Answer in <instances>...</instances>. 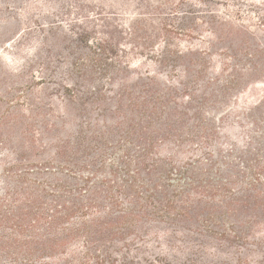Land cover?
I'll list each match as a JSON object with an SVG mask.
<instances>
[{
  "label": "rangeland",
  "instance_id": "1",
  "mask_svg": "<svg viewBox=\"0 0 264 264\" xmlns=\"http://www.w3.org/2000/svg\"><path fill=\"white\" fill-rule=\"evenodd\" d=\"M100 8L118 23L130 13L143 20L138 41L124 35L122 42L131 68L99 92L73 67L82 48L71 24L83 25ZM228 21L261 43L264 0H0V191L44 193L48 202L78 203L84 195L100 211H130L139 217L132 232L145 240L137 241L139 264L153 257L169 264H263L258 210L242 225L225 209L207 216L250 189L254 177L264 183V77L228 88L224 98L228 76L218 80L214 72L223 59L218 52L232 47ZM208 29L218 38L208 37ZM101 31L97 25L92 35ZM155 47L167 57L153 66ZM186 47L200 50L205 62L198 78L197 55L170 54ZM148 70L168 75L169 83L134 80ZM124 87L128 95L118 96ZM257 99V109L243 108ZM223 230L245 240L218 239L215 232Z\"/></svg>",
  "mask_w": 264,
  "mask_h": 264
},
{
  "label": "trees",
  "instance_id": "2",
  "mask_svg": "<svg viewBox=\"0 0 264 264\" xmlns=\"http://www.w3.org/2000/svg\"><path fill=\"white\" fill-rule=\"evenodd\" d=\"M112 16L100 8V12H97L95 17L91 14L85 15L82 19L84 20L83 25H76V21L71 24L73 29H79L73 33L82 48L77 52L80 55L74 57L73 67L81 74L79 77L83 80L96 82L99 92L103 84L105 85L108 81L114 85L117 77L131 68L134 61L129 60V47L122 42L126 41L124 35H128L134 42L138 41L137 37L141 30L138 24L143 20L137 13L127 14L123 23L115 22ZM227 23L229 24L225 35L232 39V47L227 52L223 50L218 52V57L222 56L223 59L214 66L218 80L222 79L220 77L223 74L228 76L223 79L229 82L222 90L224 98L228 88H239L245 84L248 86L252 81L250 87L258 85L259 81L255 80L264 77V35L261 43H258L255 42L256 34L243 24L231 26V22ZM97 25L102 26L101 37L92 35L93 32L95 34ZM162 31L167 34L170 30L164 26ZM192 34L190 32L188 36ZM206 34L208 37L218 38L217 32L213 29L206 30ZM142 44L144 43H138V48H144ZM162 49L159 50L161 53L157 52L156 47L150 51L149 54H153L156 50V56L159 57L155 62L149 59V62H153V66L166 60V51ZM139 54L142 56L144 52ZM149 54L146 53L147 56ZM170 54L174 56V59L197 55L196 60L199 67L195 77L202 76L205 62L200 50L187 47L185 49L176 48L170 51ZM185 71L186 69H183L182 72L185 73ZM153 73V70H148L144 75L137 74L134 80L145 79L151 81L150 84H152V80L158 77L161 81L165 79L166 83H169L166 79L168 75L159 73L153 76ZM209 79L213 80L214 76ZM102 81L105 82L102 83ZM172 81L179 82L174 79ZM64 87L65 90H69L68 86ZM93 87L96 86L93 85ZM124 93H126L125 87L121 93H118V96ZM261 102V99H257L243 108L247 111L255 110ZM144 103L143 97L139 104L143 106ZM254 168L263 169L259 164ZM251 186L250 189L242 191L240 196L232 197L222 206L212 207L207 214L208 218L213 220L217 217L219 210L223 212L225 209L228 215L235 216L237 222L242 225L247 223L245 215L258 210L262 218L261 222L264 223V183L254 177ZM84 192L82 191L81 194ZM43 196L44 193L40 195L31 192L28 197H20L16 192H7L4 189L0 191V259L3 257L0 264L140 263L139 260L142 258L135 254L139 245L145 240L141 238V235L132 232V227L136 226L134 221L139 218L138 216L125 209L112 212L100 211V205L96 204L95 199L88 196L85 198L84 195L83 199L77 201L78 203H70L60 198L48 202L43 201ZM112 204L115 205V202L113 201ZM167 204L168 207L173 208L172 202L168 201ZM215 235L218 239H225L227 243L235 239L245 240L243 233L230 234L223 230L219 233L215 232ZM138 240H141L140 244L137 243ZM148 264L169 263L153 257L148 260Z\"/></svg>",
  "mask_w": 264,
  "mask_h": 264
}]
</instances>
